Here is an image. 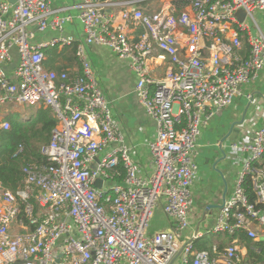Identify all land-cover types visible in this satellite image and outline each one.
I'll list each match as a JSON object with an SVG mask.
<instances>
[{
	"label": "built area",
	"instance_id": "obj_1",
	"mask_svg": "<svg viewBox=\"0 0 264 264\" xmlns=\"http://www.w3.org/2000/svg\"><path fill=\"white\" fill-rule=\"evenodd\" d=\"M145 1L78 0L85 37L76 41L63 34L73 19L60 14L65 8L0 0V129H10V106L43 105L57 119L41 147L47 163L27 161L16 192L0 185V264H264V125L230 145L241 167L209 227L227 244L198 249L194 242L206 232L191 222L202 128L264 70L256 18L264 0H173L155 12ZM34 25L60 34L34 43ZM131 25L144 28L137 39ZM91 44L110 48L137 76L135 93L158 126L148 176L99 84L85 47ZM74 45L80 73L45 68V48ZM150 59H168L164 77L150 75ZM159 206L169 229L150 234ZM19 218L25 230L13 233Z\"/></svg>",
	"mask_w": 264,
	"mask_h": 264
},
{
	"label": "crops",
	"instance_id": "obj_2",
	"mask_svg": "<svg viewBox=\"0 0 264 264\" xmlns=\"http://www.w3.org/2000/svg\"><path fill=\"white\" fill-rule=\"evenodd\" d=\"M77 1L50 0V4L55 9L65 8L60 14H69L73 17L72 21L65 25L63 34L73 37L76 41H83L85 33L78 18ZM172 3L173 0H147L142 5L147 7V12H155L164 5ZM182 6H179V9ZM256 18L264 31V10L257 13ZM32 29L36 31L34 43L46 42L60 34L53 29L38 31L36 25ZM143 32L142 26L131 25L128 28V33L133 39H137ZM85 47L99 84L111 101L114 117L121 124L126 140L131 146V156L140 166L141 176H148L154 170L149 144L157 136L158 126L147 114L135 93L137 76L128 61L118 57L110 48L98 44L85 45ZM160 52L161 50L156 47L155 54ZM44 53V66L47 69L57 72L67 71L70 75L82 71L75 45L48 47L44 49ZM148 65L151 76L162 78L168 70V59L164 61L150 59ZM242 90L243 94L238 96L231 106L211 118L202 128L198 138L196 160L199 170L195 178L193 194L194 206L201 209V221L196 228L200 227L202 221L210 227L233 192L241 165L236 164L233 159L231 143L250 140L254 132L264 125V70L259 73L257 79L243 85ZM20 106L22 108L19 109ZM20 106H15L11 113L20 112L26 119L28 117L26 109L23 105ZM191 222L193 223L192 215ZM24 230L22 218H19L11 229L13 233H23ZM219 238L216 239V243L225 239V237Z\"/></svg>",
	"mask_w": 264,
	"mask_h": 264
},
{
	"label": "trees",
	"instance_id": "obj_3",
	"mask_svg": "<svg viewBox=\"0 0 264 264\" xmlns=\"http://www.w3.org/2000/svg\"><path fill=\"white\" fill-rule=\"evenodd\" d=\"M33 107H37V109L26 119L20 112L10 113L7 116L11 122L10 129H0V185L14 192L23 185V167L27 161L47 163L46 158L41 154V147L50 142L52 131L57 125V119L50 108L43 105ZM19 145H23L24 150L14 155ZM249 191L252 192L251 188ZM251 197H254L253 193ZM219 237L224 236L219 234L215 238H211L205 235L194 243L198 249H206L216 243V239H220ZM226 243L227 238L220 241V247L223 248ZM246 243L248 245L255 244L252 240H248Z\"/></svg>",
	"mask_w": 264,
	"mask_h": 264
},
{
	"label": "rangeland",
	"instance_id": "obj_4",
	"mask_svg": "<svg viewBox=\"0 0 264 264\" xmlns=\"http://www.w3.org/2000/svg\"><path fill=\"white\" fill-rule=\"evenodd\" d=\"M24 108L26 109V114L29 115L31 114L33 111H35L37 109V107H33L30 105H23ZM11 110H13V106L9 107ZM19 109L22 108V106L18 107ZM193 223H192V227L196 228L198 226V223L201 221V209H199L198 207L194 206L193 207ZM200 228L202 230H204L206 232V235H208L211 238H215L216 235L212 234V232L209 231V227L207 225V223L205 221H202L200 224ZM162 229H169V221L167 219V217L163 214L161 207H156L154 210V215L151 218L150 222H149V226H148V232L150 234H153L157 231H160ZM225 237V236H224ZM226 238V237H225Z\"/></svg>",
	"mask_w": 264,
	"mask_h": 264
},
{
	"label": "water",
	"instance_id": "obj_5",
	"mask_svg": "<svg viewBox=\"0 0 264 264\" xmlns=\"http://www.w3.org/2000/svg\"><path fill=\"white\" fill-rule=\"evenodd\" d=\"M7 1H9V2H11V3H14V2H16V0H7ZM238 15H240V16H244L245 15V12H243V11H239L238 12ZM15 66V64H13L12 65V67H14ZM98 161H99V159H97ZM96 186L97 187H99V188H102V186H103V181L102 180H97V182H96ZM64 218V217H63ZM60 259H58V261H59ZM16 264H19V263H16Z\"/></svg>",
	"mask_w": 264,
	"mask_h": 264
}]
</instances>
